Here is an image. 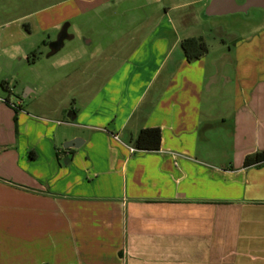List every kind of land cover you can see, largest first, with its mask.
Returning <instances> with one entry per match:
<instances>
[{
	"label": "crops",
	"instance_id": "1",
	"mask_svg": "<svg viewBox=\"0 0 264 264\" xmlns=\"http://www.w3.org/2000/svg\"><path fill=\"white\" fill-rule=\"evenodd\" d=\"M211 1L34 0L27 39L58 28L45 15L59 8L93 14L109 61L90 96L86 79L63 85L70 72L45 102L39 87L23 100L0 89V264H264V165L244 166L264 153V29L212 74L205 57L189 63L181 43L201 37L180 32L184 11L207 18ZM215 83L234 100L205 105ZM156 128L161 150L131 153Z\"/></svg>",
	"mask_w": 264,
	"mask_h": 264
},
{
	"label": "rangeland",
	"instance_id": "2",
	"mask_svg": "<svg viewBox=\"0 0 264 264\" xmlns=\"http://www.w3.org/2000/svg\"><path fill=\"white\" fill-rule=\"evenodd\" d=\"M243 1L238 0V3ZM35 5L37 4L34 0H3L0 2V24L7 25L5 31L7 45L4 52L6 61L4 64L0 63V89L4 90L2 84L5 83V88L16 91V94L23 100L30 87H39L43 94H40L37 100L45 102L47 87L55 83L56 79H64V74L70 72L72 74L70 82H63V85L73 88L81 80L86 79L87 89L91 91L87 95H92V88L99 80L97 78L99 76H95V72L97 73L98 69L109 61L106 56L108 52L105 51L108 43L106 33L109 30L97 26L93 14L66 21L65 17L68 18L73 14H66L62 8H59L45 15L49 25H58L59 22L58 28L50 30L47 35L44 34V30H40L42 31L40 34L39 31L34 30L35 36L31 40L27 39L26 34H23L19 28L28 26L31 21L20 23V19L32 14ZM198 10L197 7H191L184 11L188 22L183 24L179 30L180 32L189 31L191 32L189 35H195L204 40L209 50L205 56V62L210 74L214 72L218 59L226 54H231L234 57L236 54L234 43L237 40H250L264 29V10L255 9L249 14L239 13L212 18H203L202 12ZM17 21L19 22L17 23ZM66 23L71 24L69 33L74 36V40L66 42L65 48L59 54L48 59L49 47L44 44L48 43L49 36L51 39H56ZM47 26L45 25L46 29ZM167 37L171 38L172 42L175 40L173 33H167ZM28 59L29 61L38 60L36 64L31 65L32 63L29 64ZM84 70L85 77L82 76ZM99 75H104V73L100 72ZM226 75L233 78V68L228 67ZM211 90L212 92L206 94L204 99L207 106H210L211 103L218 104L220 101L234 100L233 86L215 83ZM50 96L53 98L47 101L55 103L61 94L53 93Z\"/></svg>",
	"mask_w": 264,
	"mask_h": 264
},
{
	"label": "trees",
	"instance_id": "3",
	"mask_svg": "<svg viewBox=\"0 0 264 264\" xmlns=\"http://www.w3.org/2000/svg\"><path fill=\"white\" fill-rule=\"evenodd\" d=\"M182 50L186 56L189 63H194L196 61L204 58L209 50L201 38H189L185 39L181 43ZM2 88L6 91L5 83L2 84ZM7 104H9L7 102ZM17 113V109H15ZM16 125L18 123L17 118H15ZM162 143V132L160 129H146L140 132L138 137L132 142L131 146L137 151V153H158L161 150ZM264 165V153L257 154L252 157H248L245 161V168L250 167H261Z\"/></svg>",
	"mask_w": 264,
	"mask_h": 264
},
{
	"label": "water",
	"instance_id": "4",
	"mask_svg": "<svg viewBox=\"0 0 264 264\" xmlns=\"http://www.w3.org/2000/svg\"><path fill=\"white\" fill-rule=\"evenodd\" d=\"M262 3V4H261ZM253 8L264 9V0H246L245 4L239 5L237 0H212L206 8L205 17H223L235 15L239 13L248 14L249 10ZM70 23H66L61 29L55 41L49 44V54L47 58L50 59L59 54L68 41H73L74 36L70 35ZM79 140H72L64 145L65 150L79 149Z\"/></svg>",
	"mask_w": 264,
	"mask_h": 264
},
{
	"label": "flooded vegetation",
	"instance_id": "5",
	"mask_svg": "<svg viewBox=\"0 0 264 264\" xmlns=\"http://www.w3.org/2000/svg\"><path fill=\"white\" fill-rule=\"evenodd\" d=\"M237 2H238V0H237ZM245 2H246V0H244L242 3H238L239 5H243V4H245ZM262 4V3H261ZM255 9H257V10H264V9H261V8H253V9H251V10H249V12H248V14L251 12V11H253V10H255ZM202 39V38H201ZM230 49V48H229Z\"/></svg>",
	"mask_w": 264,
	"mask_h": 264
},
{
	"label": "built area",
	"instance_id": "6",
	"mask_svg": "<svg viewBox=\"0 0 264 264\" xmlns=\"http://www.w3.org/2000/svg\"><path fill=\"white\" fill-rule=\"evenodd\" d=\"M130 150H131V153H133V154L137 153V151L134 148H131Z\"/></svg>",
	"mask_w": 264,
	"mask_h": 264
}]
</instances>
